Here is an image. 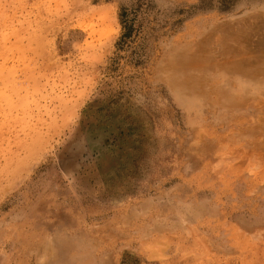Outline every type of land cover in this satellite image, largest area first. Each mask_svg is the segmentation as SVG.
Listing matches in <instances>:
<instances>
[{"label": "rangeland", "instance_id": "obj_1", "mask_svg": "<svg viewBox=\"0 0 264 264\" xmlns=\"http://www.w3.org/2000/svg\"><path fill=\"white\" fill-rule=\"evenodd\" d=\"M0 264H264V0H0Z\"/></svg>", "mask_w": 264, "mask_h": 264}, {"label": "bare ground", "instance_id": "obj_2", "mask_svg": "<svg viewBox=\"0 0 264 264\" xmlns=\"http://www.w3.org/2000/svg\"><path fill=\"white\" fill-rule=\"evenodd\" d=\"M257 73V72H256Z\"/></svg>", "mask_w": 264, "mask_h": 264}]
</instances>
